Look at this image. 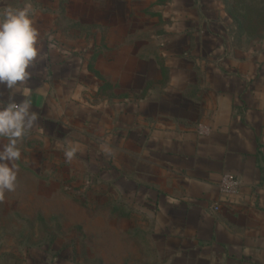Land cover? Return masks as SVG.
Masks as SVG:
<instances>
[{
	"label": "rangeland",
	"instance_id": "1",
	"mask_svg": "<svg viewBox=\"0 0 264 264\" xmlns=\"http://www.w3.org/2000/svg\"><path fill=\"white\" fill-rule=\"evenodd\" d=\"M42 2L47 11L56 8L61 38L89 58L96 51L105 60L127 54L119 45L131 46V51L135 45L137 51L155 47L170 57L177 86L200 78L206 92L217 90L210 79L220 77L222 62L232 61L241 75L259 70L264 76L258 67L264 63V0ZM146 66L151 77H159L154 62ZM104 75L119 80L112 66H104ZM260 87L264 91V83ZM88 89L83 87L78 96L86 97L87 91L88 105L105 114L83 120L82 100H75L64 109L57 133H50L47 125L19 144L17 187L0 202V264L177 263L169 254L177 242L133 196L129 178L136 173L131 166L145 173L146 163H137L140 157L130 148L114 146V125L122 107L114 109L109 93L99 99ZM69 142L79 147L70 163L62 150Z\"/></svg>",
	"mask_w": 264,
	"mask_h": 264
},
{
	"label": "crops",
	"instance_id": "2",
	"mask_svg": "<svg viewBox=\"0 0 264 264\" xmlns=\"http://www.w3.org/2000/svg\"><path fill=\"white\" fill-rule=\"evenodd\" d=\"M25 3L33 6L42 50L23 89L39 114L38 126L31 132L45 131L48 125L54 134L63 127L64 109L75 100H82L83 120L105 114L88 105L87 91L86 97L78 96L83 87L99 99L109 93L114 109L122 107L114 125V146L130 148L141 158L137 163H146L145 173L131 166L136 173L129 178L133 196L177 242L176 250L169 253L177 260L173 264H264V91L260 87L264 76L237 75V67L227 61L220 66V77L214 74L210 79L217 90H203L200 78L186 79L182 88L175 84L176 70L163 50L149 46L137 51L135 45L131 51V46L119 45L127 54L105 60L96 51L89 58L84 50L75 53L73 42L61 38L59 14L56 8L43 9L42 0H0V12ZM152 62L157 78L147 70ZM105 65L114 67L119 80H106ZM225 67L232 69L230 74ZM0 92L4 93L0 100L6 102L8 91L0 86ZM123 98L126 101L121 103ZM15 99L20 102L23 97L17 94ZM225 173L241 178L239 194L220 192Z\"/></svg>",
	"mask_w": 264,
	"mask_h": 264
},
{
	"label": "clouds",
	"instance_id": "3",
	"mask_svg": "<svg viewBox=\"0 0 264 264\" xmlns=\"http://www.w3.org/2000/svg\"><path fill=\"white\" fill-rule=\"evenodd\" d=\"M33 6L25 3L22 8L6 7L0 12V86L8 91L7 101L0 100V202L6 192L17 187L21 159L19 144L38 126L39 114L33 110L29 94L23 89L31 78L30 69L41 58L38 47L39 31L32 19ZM0 92V96H3ZM23 99L16 102V95ZM65 161L70 163L79 151L78 145L69 142L62 148ZM111 154V149L103 147Z\"/></svg>",
	"mask_w": 264,
	"mask_h": 264
},
{
	"label": "built area",
	"instance_id": "4",
	"mask_svg": "<svg viewBox=\"0 0 264 264\" xmlns=\"http://www.w3.org/2000/svg\"><path fill=\"white\" fill-rule=\"evenodd\" d=\"M201 133H206L207 129L205 130L203 127H200ZM242 187V180L239 176L232 174V173H225L222 176L219 189L222 194L225 195H237L239 194ZM220 208L219 203L214 204V209L218 210Z\"/></svg>",
	"mask_w": 264,
	"mask_h": 264
},
{
	"label": "trees",
	"instance_id": "5",
	"mask_svg": "<svg viewBox=\"0 0 264 264\" xmlns=\"http://www.w3.org/2000/svg\"><path fill=\"white\" fill-rule=\"evenodd\" d=\"M258 67H260L261 69H262V68L264 69V63H261ZM258 67H257V68H258ZM231 70H232V69H231L230 67H225V68H224V71H225L227 74H230ZM231 74H232V73H231ZM252 74H254V75H256V76L261 75L260 72H259V70H253V73H252ZM237 75H239V73H237ZM233 86H237V85H236L235 83H233ZM243 86L245 87L246 84L243 85ZM49 129L51 130L50 127H49ZM53 133L55 134V133H57V131H54ZM141 194H142L143 196L145 195L144 192H142V191H141ZM144 198H145V197H144ZM140 205H141L142 208L145 207V203H144V202L141 203Z\"/></svg>",
	"mask_w": 264,
	"mask_h": 264
}]
</instances>
